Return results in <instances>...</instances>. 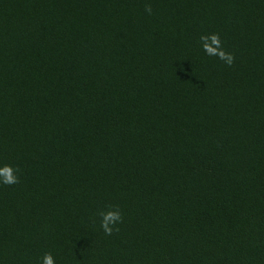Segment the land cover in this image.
Returning <instances> with one entry per match:
<instances>
[{
  "label": "trees",
  "instance_id": "16d2710c",
  "mask_svg": "<svg viewBox=\"0 0 264 264\" xmlns=\"http://www.w3.org/2000/svg\"><path fill=\"white\" fill-rule=\"evenodd\" d=\"M5 164L0 264H264V0H0Z\"/></svg>",
  "mask_w": 264,
  "mask_h": 264
},
{
  "label": "clouds",
  "instance_id": "9594fccd",
  "mask_svg": "<svg viewBox=\"0 0 264 264\" xmlns=\"http://www.w3.org/2000/svg\"><path fill=\"white\" fill-rule=\"evenodd\" d=\"M145 11L151 14V5L145 6ZM200 43L203 51L206 55L216 56L220 60L224 61L228 66H231L234 62V55L227 53L223 50L222 42L218 33L211 35H201ZM18 169H14L11 165L5 164L0 166V184L14 185L19 183V177L16 175ZM108 210H100L98 215L100 217V227L105 235H112L114 229L119 231L116 227L119 223L123 222V216L118 207L108 205ZM41 264H55V259L50 252L43 254Z\"/></svg>",
  "mask_w": 264,
  "mask_h": 264
}]
</instances>
